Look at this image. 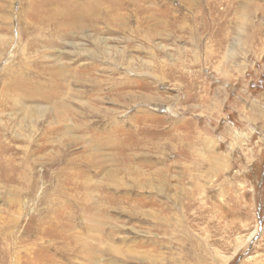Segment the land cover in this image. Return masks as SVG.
I'll list each match as a JSON object with an SVG mask.
<instances>
[{
    "label": "rangeland",
    "instance_id": "374dc122",
    "mask_svg": "<svg viewBox=\"0 0 264 264\" xmlns=\"http://www.w3.org/2000/svg\"><path fill=\"white\" fill-rule=\"evenodd\" d=\"M0 264H264V0H0Z\"/></svg>",
    "mask_w": 264,
    "mask_h": 264
}]
</instances>
